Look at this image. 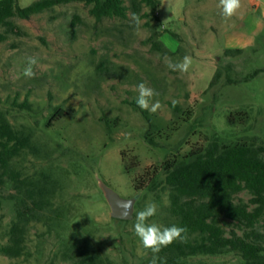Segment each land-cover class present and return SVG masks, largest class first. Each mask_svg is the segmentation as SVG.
<instances>
[{
  "label": "rangeland",
  "instance_id": "374dc122",
  "mask_svg": "<svg viewBox=\"0 0 264 264\" xmlns=\"http://www.w3.org/2000/svg\"><path fill=\"white\" fill-rule=\"evenodd\" d=\"M156 1L160 21L152 17L150 24L162 51L150 40L149 20L137 32L131 12L126 20L98 22L89 6L73 2L29 20L14 18L19 33L0 42V112L32 135L36 152L24 151L15 169L22 178L50 181L60 217L32 222L23 255L0 254V264H70L62 258L64 249L84 237L113 264H147V249L134 232L136 214L155 202L157 213L148 222L163 228L169 207L168 191H150L147 178L167 161L206 147L216 134L229 147L264 140V0H242L229 20L219 0ZM125 3L131 6V0ZM227 50L241 52L228 56ZM185 55L192 58L187 73L167 68L165 57L178 62ZM29 56L38 59L34 78L23 75ZM141 82L159 93L154 100L162 105L148 111L150 120L135 102ZM152 126L154 145L146 138ZM101 182L124 198L139 195L133 220L111 216ZM13 193L10 184L0 185V245L10 243L16 220ZM239 197L251 198L246 192ZM194 263L243 261L227 254Z\"/></svg>",
  "mask_w": 264,
  "mask_h": 264
},
{
  "label": "trees",
  "instance_id": "16d2710c",
  "mask_svg": "<svg viewBox=\"0 0 264 264\" xmlns=\"http://www.w3.org/2000/svg\"><path fill=\"white\" fill-rule=\"evenodd\" d=\"M73 2L89 6L90 14L98 22L105 18L126 20L130 12L137 14L141 21L148 19L147 25L153 30L150 40L157 50L164 49L161 40L155 41L160 34L150 24L152 17L160 21L156 16L159 12L156 0H131V6H127L125 0H36L27 7H21L19 0H0V42L19 33L20 27L14 18L29 20ZM145 6L150 7L149 12L144 11ZM240 52L227 50L226 54ZM170 106L181 119L180 107L176 103ZM138 109L150 120L147 110ZM60 114L61 110L55 116ZM245 116L249 119L247 114ZM234 121L230 116L229 123L234 124ZM154 128L152 126L146 134L153 145L156 144ZM27 150L36 152L32 135L17 130L0 112V185L10 184L14 189L10 200L16 211L10 243L0 245V254L8 257L23 255L26 232L32 222L44 217L57 221L60 217L54 208L56 190H52L50 181L22 178V173L15 169L14 161ZM147 179L150 191L159 187L168 191L165 227L178 225L188 230L186 242L176 241L158 254L163 264H195L194 260L201 256L227 254L239 255L243 264H264V140L254 138L248 144L229 147L223 145L216 134L206 147L167 161L162 172H153ZM244 192L251 196L248 201L239 197ZM147 252V264H151L153 254L148 249ZM62 258L70 264H113L90 237L74 240L64 249Z\"/></svg>",
  "mask_w": 264,
  "mask_h": 264
},
{
  "label": "clouds",
  "instance_id": "9594fccd",
  "mask_svg": "<svg viewBox=\"0 0 264 264\" xmlns=\"http://www.w3.org/2000/svg\"><path fill=\"white\" fill-rule=\"evenodd\" d=\"M218 6L221 8V15L225 20H229L236 16L242 7V0H219ZM131 20L134 24L135 30L140 31L142 21L140 17L132 13ZM165 64L167 68L173 72H179L181 74L187 73L192 64V58L185 55L182 60L173 62L170 58L165 57ZM38 63L37 57H27V64L23 70V75L27 78H34L36 73L34 66ZM136 91L138 93L136 97V104L139 108L155 113L162 107L159 100H154L159 95L152 87L148 86L145 82H141L136 85ZM175 103V101H173ZM128 207V205H126ZM157 213V204L155 202H149L145 208L139 211L135 217L134 232L141 241L144 249H148L152 252L153 258L151 264H163L162 258L159 257V253L163 248L168 247L176 241H187V228L171 225L161 228L155 223H149L151 217Z\"/></svg>",
  "mask_w": 264,
  "mask_h": 264
},
{
  "label": "water",
  "instance_id": "95a60500",
  "mask_svg": "<svg viewBox=\"0 0 264 264\" xmlns=\"http://www.w3.org/2000/svg\"><path fill=\"white\" fill-rule=\"evenodd\" d=\"M102 191L111 208V216L118 221H131L135 215V206L139 195L133 198H124L104 182H101ZM128 205V207H126Z\"/></svg>",
  "mask_w": 264,
  "mask_h": 264
}]
</instances>
